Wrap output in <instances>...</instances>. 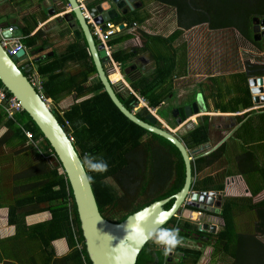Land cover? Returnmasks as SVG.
Instances as JSON below:
<instances>
[{
  "label": "crops",
  "instance_id": "crops-1",
  "mask_svg": "<svg viewBox=\"0 0 264 264\" xmlns=\"http://www.w3.org/2000/svg\"><path fill=\"white\" fill-rule=\"evenodd\" d=\"M139 1L140 7L109 21L113 25L124 24L125 28L118 26L119 31L108 42L113 50L112 58L119 64V73L112 72L107 59L104 70L109 80L115 81L116 94L124 105L130 106L129 110L144 121L152 115L159 127L173 132L183 143L191 159L192 191L220 193L217 195L222 199V206L225 199L236 200L226 215L233 217L235 231L252 232L257 222L253 213L264 209L250 210V205L264 202V103L253 104L246 84L252 76L244 68L246 61L248 65L260 66L264 62L247 59L241 69L237 50L225 58L220 53L214 57L202 50L199 57L191 55L188 45L194 44L187 42L186 34L197 26L189 30L179 28L175 5L161 0ZM64 15L67 22L63 21ZM2 18L0 28L13 27L23 45L25 57L18 60L19 68L31 82L41 86L39 92L55 116H61L94 95L89 88L99 80L97 74L85 83L79 82L87 64L82 56L89 51L84 37L74 36L73 30L79 31L78 26L68 27L77 22L66 0H0ZM179 30L180 35L172 40ZM259 50L264 60V46ZM242 54L245 53L240 50L239 55ZM172 56L176 58L175 64L170 60ZM55 59L65 62L56 69L50 66ZM160 69L170 73L158 81ZM78 84L82 89L77 93ZM245 84L249 93L247 107L242 90ZM199 102L202 105L198 112L204 113L198 115L205 116L192 115L186 120V107ZM0 108V264H87L82 249L71 247L65 237L46 238L59 207L65 204L59 198V186L51 178V171L56 168L54 157L44 152L41 138L27 137L26 133L30 132L15 118L21 110L9 117L3 103ZM178 119L184 121L181 126L177 124ZM198 126L206 127L205 142L199 143V134L194 133ZM158 141L145 135L137 149L140 162L147 163L146 158L155 156L161 163H165L163 160L171 163L163 191L166 193L182 184L178 177L180 163L165 145L156 146ZM145 142H152L156 147ZM155 169L157 180L160 168L155 166ZM61 173L62 169H58V175ZM133 174L137 179V174ZM106 183L115 190L114 176L108 177ZM198 211H193L198 222L215 225V233L210 234L208 228L200 233L196 226V231L189 233V222L179 215L167 225L173 228L177 224L183 241L167 254L161 245L151 241L149 249L160 253L152 257V263L161 259L159 264H191L187 254L196 251L200 254L197 264H231L232 259L216 246L217 233L224 226L221 214L208 215L203 210L198 214ZM196 237L203 238V242L195 240ZM257 239L264 249V236ZM29 254H34L35 259Z\"/></svg>",
  "mask_w": 264,
  "mask_h": 264
},
{
  "label": "trees",
  "instance_id": "trees-1",
  "mask_svg": "<svg viewBox=\"0 0 264 264\" xmlns=\"http://www.w3.org/2000/svg\"><path fill=\"white\" fill-rule=\"evenodd\" d=\"M161 1L166 2L168 5L176 6L179 28L189 30L196 26H205L207 31L234 30L243 40L245 39L254 46L260 48V43L253 41L251 25L252 18H264V0ZM180 33V30L176 31L172 37V40L175 39V36H179ZM85 46L87 45L85 44ZM82 58L87 61V64L79 82L85 83L88 78L96 75V70L91 56L87 51L85 56H82ZM170 60L175 64L176 58L174 56H172ZM64 62L65 61L59 62L57 59H55L53 63L50 64V66H55V68L58 69L60 65H63ZM248 69V76L253 77L260 75L262 76V74L264 75V66L249 65ZM160 71L161 73L158 81L164 79L170 73L168 71L165 72L164 69H160ZM59 73L60 72H58V74ZM49 83L47 85H49ZM246 84L245 88L242 89L244 90L243 96L245 98V107H247V105L249 106V93ZM79 86L81 85L78 84V87ZM81 89L80 87L77 88V93ZM0 90L5 93L7 98L12 96L8 91L3 89L1 83ZM43 90L46 94L49 93L48 90L46 92V87H43ZM89 91L94 94L91 98L74 105L72 108H70V110L63 112L61 116L56 115V119L62 128H64L66 131H70L68 136L72 138L73 146L81 161L84 154L88 153L97 159L103 158L108 163V171L105 173L87 172L86 168L85 170L87 175L93 177L91 187L100 213L106 219L115 223H119L123 221L128 215L136 212L144 206H147L153 201L161 200L177 193L182 188L184 181V164L178 150L171 143L129 121L112 103L99 80H97L95 84L89 88ZM39 94L42 96V92ZM133 99L135 98L133 97ZM125 106L127 109H131L128 104H125ZM15 118H17L18 123L22 124L24 128H26L31 133L32 139L41 138L40 145L45 146L44 152L47 155L50 153L54 157L53 159L56 161V168L51 171V178L52 181L56 182V186H59L60 188L59 198L63 199L64 201L66 198V203H63L61 207H59L60 211L58 215L54 216L55 218L53 225L49 229V234L46 238L53 239L60 236L65 237L71 247L76 246L82 249L81 251L86 258L87 264H91L85 250L84 239L81 234L71 187L64 173L58 175V169H62L60 162L57 160L53 150L45 138H43L37 126L24 111L21 110ZM9 123L12 125V120H9ZM194 133L199 134V143L206 141L205 126H198L194 130ZM145 135H150L153 140H161L163 145H165L176 157H178L180 163L178 177L181 178L179 182H182V184L178 187L174 186L172 191L171 188L166 193H163L159 198H147L148 201L146 200L144 204L132 209L130 212L125 213L117 220H114L113 217L109 215V213H104V211L106 212L105 207H111L112 209L115 208L117 203L115 190H113L106 183V179L108 177L114 176V184L117 186V177L120 179L119 183L121 180L123 181L133 177V175L130 176V173H128L133 162L131 159L132 153H134L135 149L141 145V141ZM68 197L72 201L70 218L67 208ZM235 201L236 200L231 199L224 200L221 211V217L224 220V226L222 230L217 233L216 246L220 248H218V250H221V252L223 251L226 257L232 259L231 264H261L262 261L264 264V249L261 248V243L257 239L258 236H264V209L262 208L264 207V202L256 205H250V210L258 207L262 208L257 209L253 213L254 220L257 221L254 225V230L248 233H239L235 231L233 217H231L229 214L226 215L229 206H231V204H233ZM171 204L172 201H170L165 206V209H169ZM129 206V203H122L123 208H128ZM9 222L11 223V215ZM150 244L151 243L149 241L142 248L136 264H154L151 262L152 256L150 255H153L154 252L149 249ZM250 246H252V249H249ZM249 252H251V256H248ZM159 254L160 253H157L155 257H158ZM187 256L191 258V264H197L200 254L195 251L189 252ZM30 257L34 258V255H30ZM160 260L161 259L157 260L155 264H159Z\"/></svg>",
  "mask_w": 264,
  "mask_h": 264
},
{
  "label": "water",
  "instance_id": "water-1",
  "mask_svg": "<svg viewBox=\"0 0 264 264\" xmlns=\"http://www.w3.org/2000/svg\"><path fill=\"white\" fill-rule=\"evenodd\" d=\"M66 1L70 7L71 14H73V18L77 22L73 26L68 24V27L72 29L74 26H78L80 32L74 29V36L79 39L84 37L97 77L112 103L129 121L171 143L178 150L184 163V183L176 194L153 201L147 206L128 215L119 223L106 219L99 211L91 183L85 179L87 172L85 168L80 166L81 159L77 160L73 155V149L75 148L72 139L58 123L54 112L50 109L45 99L38 93L31 81L18 66V60H22L25 57L24 50L21 49L14 56L10 57L0 44V83L3 89L15 98L21 110L31 118L60 162L62 172L66 175L71 187L80 230L89 261L91 264H136L142 248L149 241H152L157 246L159 244L154 240H147L141 244L138 234L126 237V227L129 230L134 226L138 227L146 235L148 232L154 231L157 228H168V222L173 217L177 218L179 215L189 222V233L195 232L196 229L200 233H205L208 228V232L214 234L216 226L213 224L207 225L199 223L198 216L195 214L193 217V211L197 209L199 210L198 214L203 210L208 215H220L222 199L217 195L220 193L192 191L191 159L185 146L173 132L156 126L157 121L152 115L147 116L144 121L125 107L116 94L115 85H112L104 70L103 64L106 57L101 47L95 43L77 0ZM141 5L142 3L139 0H85V6L89 14L99 24L109 22L119 14L125 15ZM2 20L4 18L0 21ZM63 21L67 22V15H64ZM252 26L254 33L253 41H260L262 37L264 38V19L252 18ZM119 27L121 28L122 25ZM259 32V35H255V33ZM4 35L18 37L14 31L11 34L4 33ZM247 84L253 104L258 105L264 103V76L250 77L247 79ZM200 105L202 104L199 102L198 104L193 103L191 106L186 107V120L189 121L193 114L198 113V107ZM183 123L184 121L182 119H178L177 124L179 126ZM75 153L77 154L76 150ZM171 199L173 200L172 205L169 209H165V205ZM146 208L148 209V213L142 219L134 215ZM137 221H139L138 224ZM158 221H163V223H158ZM195 240L203 242L204 239L196 237ZM207 242L208 240L206 239L205 243Z\"/></svg>",
  "mask_w": 264,
  "mask_h": 264
},
{
  "label": "rangeland",
  "instance_id": "rangeland-1",
  "mask_svg": "<svg viewBox=\"0 0 264 264\" xmlns=\"http://www.w3.org/2000/svg\"><path fill=\"white\" fill-rule=\"evenodd\" d=\"M205 32H207L206 27L204 28L203 26H197L196 28L187 32V42L190 45H196L197 47L201 48L202 51L214 57H216V54L220 53L223 58H225L230 53L235 52L234 50H237V57L242 65L240 67L241 69L244 68L245 65L243 66V64L247 59L253 62H264L262 59L263 54H261L262 50H259V47L254 46L249 41H246L245 39L243 40L236 31L218 30L216 33H212L210 35H205ZM240 50L245 54L239 55ZM250 54L252 56H250ZM246 62L250 64L248 61ZM145 143L146 145L153 147L159 145L162 146L163 144L161 140L155 142L156 146L152 142ZM155 152L156 151L153 150V153ZM133 154V162L130 167V173H136L137 179L134 178L133 183L127 182L126 180H121L120 183H117V186L113 183V186L115 187L117 203L115 208L111 209V207H105L106 212L104 211V213H109V215H111L114 220H117L125 213L130 212L132 209L144 204L146 200L148 201V199L159 198L162 195V192L165 190V183L155 180L157 178L155 166H160L161 169H165L163 167V163L158 161L155 156L149 157L148 159L146 158L147 163L140 162L139 149L135 150ZM122 203H129L130 206L128 208H123ZM67 208L70 218L71 209L69 204L67 205ZM242 219L243 218H240V220ZM238 228L243 229V225H239ZM252 229H250V231ZM220 258H224V255L220 254Z\"/></svg>",
  "mask_w": 264,
  "mask_h": 264
},
{
  "label": "built area",
  "instance_id": "built-area-1",
  "mask_svg": "<svg viewBox=\"0 0 264 264\" xmlns=\"http://www.w3.org/2000/svg\"><path fill=\"white\" fill-rule=\"evenodd\" d=\"M78 6L81 10V13L86 21L87 26L91 32V35L94 41L98 42V45L101 47V50L104 52V55L107 59L108 66L112 69V72L119 73V64H117L112 58V47L108 45L110 38L119 31L120 25H113L110 22H105L102 24L96 23L94 18L89 14L88 9L85 6V0H77ZM134 26H136L134 24ZM121 28H125L123 24ZM14 31L12 27L7 29L0 28V44L6 50L7 54L11 57L14 56L19 50L23 49V45L18 37L5 36L4 33L11 34ZM111 81V80H110ZM34 88L40 93L41 86L37 82H31ZM112 85L115 84V81H111ZM6 106L5 110L7 115L11 117L14 112L20 111L21 107L14 97L7 98L5 93L0 90V104ZM27 137L31 139V134L26 133Z\"/></svg>",
  "mask_w": 264,
  "mask_h": 264
},
{
  "label": "clouds",
  "instance_id": "clouds-1",
  "mask_svg": "<svg viewBox=\"0 0 264 264\" xmlns=\"http://www.w3.org/2000/svg\"><path fill=\"white\" fill-rule=\"evenodd\" d=\"M73 155L76 157L77 160L80 159L79 156L75 153V149H73ZM80 166L82 168H86L87 172L105 173L108 171V163L103 158L97 159L88 153L84 154L82 161H80ZM85 179L89 183L93 182V177L90 175H87V173L85 175ZM65 203H66V198H65ZM68 204L71 209L72 201L69 197L67 198V205ZM147 213H148V209L146 208V209H143L141 212L136 213L134 215L142 219ZM172 219H175V218L173 217ZM138 223L139 221H137V224ZM158 223H163V221H158ZM126 231H127L126 237H130L133 234H138L140 237L139 242L141 244L146 242L147 240H154L157 244L161 245L164 248L165 254L173 251V249L176 246L180 245L182 242V237H180V229L178 227H173V228H162L161 227V228L155 229L154 231L148 232L146 235L143 233L141 229L135 226L132 227L130 230L126 227Z\"/></svg>",
  "mask_w": 264,
  "mask_h": 264
},
{
  "label": "flooded vegetation",
  "instance_id": "flooded-vegetation-1",
  "mask_svg": "<svg viewBox=\"0 0 264 264\" xmlns=\"http://www.w3.org/2000/svg\"><path fill=\"white\" fill-rule=\"evenodd\" d=\"M255 18V17H254ZM256 18H258V17H256ZM260 19H264V18H260ZM252 25H251V31H252ZM257 32H258V30H257ZM208 33H216V31H208ZM252 33V38H253V35H254V33H253V31L251 32ZM260 34V32L259 33H255V35H259ZM254 42H257V43H260V46H264V38L262 37L261 38V40L260 41H254ZM192 46H194V45H192ZM192 46H189L188 45V52L189 53H191V55L193 54V55H195V56H197V57H199V52L201 51V48H199V47H197L196 46V48L195 47H192ZM263 66H264V63H263ZM248 67H249V65L246 63V66H245V68L244 69H246V73L248 74ZM205 102V101H204ZM207 103V102H206ZM200 113H204V111L203 112H201L200 110H199V112L197 113V114H193V115H197V118H201L202 116H205V115H201V116H199L198 114H200ZM191 122V121H190ZM156 126H158L159 127V125H156ZM160 128H162L161 126H160ZM177 137V136H176ZM165 163H163V167L165 168V169H161V167H159L160 168V172H159V175H160V177H159V179H157V181H160V182H164L165 183V185L167 184V182H168V174H169V171L168 170H170V169H172V168H170L171 167V163L169 162V161H167V160H163ZM128 173H130V170L128 171ZM132 175H134L133 173H130V176H132ZM133 179H134V177H131V178H128V179H126V181L127 182H130V183H133L134 181H133ZM116 181H117V183H119V181H120V179H119V177H117L116 178ZM164 193V192H163ZM162 193V194H163ZM169 223H170V221L168 222V225H169ZM177 226V224L174 226V227H176ZM168 228H172L171 226H168ZM183 231V230H182ZM195 239V238H194ZM150 243H151V241H150ZM195 243H198V241H196ZM151 245V244H150ZM157 252V251H156ZM156 254L157 253H154L153 255H150V256H152V257H155L156 256Z\"/></svg>",
  "mask_w": 264,
  "mask_h": 264
},
{
  "label": "bare ground",
  "instance_id": "bare-ground-1",
  "mask_svg": "<svg viewBox=\"0 0 264 264\" xmlns=\"http://www.w3.org/2000/svg\"><path fill=\"white\" fill-rule=\"evenodd\" d=\"M195 215H193V217H194Z\"/></svg>",
  "mask_w": 264,
  "mask_h": 264
}]
</instances>
